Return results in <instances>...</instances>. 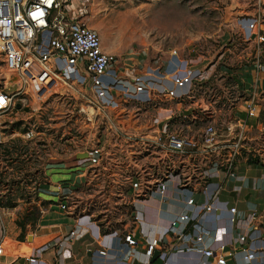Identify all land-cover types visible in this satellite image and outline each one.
<instances>
[{
    "label": "rangeland",
    "instance_id": "rangeland-1",
    "mask_svg": "<svg viewBox=\"0 0 264 264\" xmlns=\"http://www.w3.org/2000/svg\"><path fill=\"white\" fill-rule=\"evenodd\" d=\"M64 1L69 15L95 28L101 44L114 45L116 54L138 55L148 70L166 60L193 62L191 68L201 74L194 96L181 104L156 97L151 101L133 96L115 99L118 103L108 111L116 122L130 131H144L169 109L174 112L173 128L195 130L213 121L224 131L227 124H234L245 95L243 67L252 62L256 52L254 42L248 39L246 21L258 10L264 18V0L260 6L259 0ZM172 49L178 55H170ZM260 58L264 60V49ZM56 62L63 64L60 59ZM35 67L31 73L29 65L25 66L23 73L28 79L19 84L18 72L6 69L0 48V89L12 97L0 116V215L11 237L23 236L33 228L48 207V201L40 197L41 186L51 172L47 167L79 161L105 128L101 112L81 110V93L85 92L77 82L73 85L80 90H75L73 81L60 70L50 65ZM52 80L54 85L49 86ZM262 88L258 115L244 130L236 161L240 169L245 163L264 166V82ZM200 101L207 108L192 104ZM123 152L111 138L107 162L87 168L64 212L75 219L91 217L106 231H120L131 224L132 174L141 172L150 181L157 156L147 154L139 145ZM165 169L161 166V173ZM52 170L54 180L67 176L69 168Z\"/></svg>",
    "mask_w": 264,
    "mask_h": 264
},
{
    "label": "built area",
    "instance_id": "built-area-1",
    "mask_svg": "<svg viewBox=\"0 0 264 264\" xmlns=\"http://www.w3.org/2000/svg\"><path fill=\"white\" fill-rule=\"evenodd\" d=\"M66 7L64 0H0V48L6 69L18 72L19 84L27 82L28 77L23 73L25 66L29 65L31 73L34 72V65H50L52 69L60 70L69 80L77 82L85 92L81 93V110H89L90 113L94 109L98 110L102 114L100 121L105 125L79 161L71 165L59 163L47 167L51 172L47 173L48 180L42 192L55 197L50 201L55 202L60 210L66 211L76 188L85 179L87 168L107 162L111 138L125 153L133 145L142 146L147 154L156 153V171L151 174L150 181L141 172L132 174L129 184L133 206L131 224H125L122 230L112 232L117 235L121 233L127 248L125 254L128 256L129 249L138 242L133 235V228L139 221L134 202L151 193H158L181 208L173 218L168 219L164 232L174 234L177 243L185 241L187 234L184 228L191 220L190 211L198 204L196 196L207 189L209 182L215 181L218 186L200 203L201 214L214 211L216 206L213 201L223 192L233 190L238 195L245 192L241 184L236 183L241 172L236 161L242 147L244 130L258 115L260 91L263 89L264 60L260 55L264 49V18L261 12L258 10L246 21L248 39L254 42L256 52L252 62L243 67L245 95L239 102L240 110L235 112L234 124H227L224 131L213 121H208L195 130L173 128L170 121L174 112L164 109L163 115L157 118L151 128L130 131L109 114V108L118 103L115 99L133 96L140 101H151L156 97V100L168 99L181 104L194 96L195 83L201 74L193 71V62L166 60L161 66H153L148 70L146 62H140L138 55L131 57L128 53L122 56L105 51L98 31L73 18ZM170 55H178L177 50L172 49ZM58 59L63 62L60 66L56 62ZM106 78L110 80L106 81ZM86 88L90 90L89 94ZM11 100V94L0 89V116L9 108ZM192 104L202 109L207 108L203 101ZM161 166L166 168L164 173L160 171ZM56 167L69 168L68 175L51 181L52 168ZM231 178L236 181L229 187L227 183ZM171 180H175L179 188L187 190V195L182 198L171 195L168 189ZM228 211L231 224L243 229L237 233L236 238L242 258L247 262H256L252 264H263L264 244L261 250L250 247V233L263 222L264 206L244 211L235 204H230ZM84 217L86 216L76 218L73 228L48 240L43 248L60 247L68 238L79 241L86 239L88 229L79 223ZM85 219L99 226L95 219ZM198 226L199 231L193 233L194 240L203 242L208 230ZM92 239L91 244L97 252L105 255L106 247L98 239ZM158 244L159 238L155 236L145 241L144 254L147 257L153 256ZM234 245L220 242L212 247L207 244L202 248V254L205 257H215L216 264H227L228 257L237 252ZM27 260L33 262L36 257L29 256ZM64 264L81 263L76 256L69 255Z\"/></svg>",
    "mask_w": 264,
    "mask_h": 264
},
{
    "label": "crops",
    "instance_id": "crops-1",
    "mask_svg": "<svg viewBox=\"0 0 264 264\" xmlns=\"http://www.w3.org/2000/svg\"><path fill=\"white\" fill-rule=\"evenodd\" d=\"M73 9V8H70ZM103 49L115 52L116 47L103 45ZM34 68H36L34 66ZM168 82V81H167ZM72 87L80 90L77 84ZM54 85L52 80L49 86ZM90 93V90L86 88ZM83 155V153H81ZM264 166L245 163L240 169V176L236 183H240L245 192L238 195L231 190L223 192L220 197L213 201L216 208L214 211L201 214L199 206L205 198H208L210 191L217 188L215 181L209 182L207 189L196 196L197 206L190 211L191 220L184 228L186 240L176 242L175 235L164 232L168 219L173 218L181 208L169 201L168 198L151 193L135 201V210L139 215V221L133 228V235L137 239V244L129 249L130 253L126 256L125 244L121 233L115 234L112 231H101L99 226L85 218H81L79 223L86 226L88 236L79 241L75 238L64 240L60 247L43 248V245L50 239L59 234L67 233L76 225V219L66 212L60 210L57 204L45 198V185L41 186L40 197L48 201V207L43 210L37 220L36 225L29 229L23 236L11 237L6 233V226L0 215V264H64L67 256H76L81 264H216L215 257H205L202 254L204 245L212 247L220 242L233 243L237 247L234 256L228 257L227 264H252L242 258L240 247L236 242L237 233L242 232V227L238 228L229 221L228 206L235 204L239 209L248 211L260 209L264 206ZM53 174V172H52ZM59 178L64 176H58ZM52 178V177H51ZM58 178L51 179L56 181ZM236 179L231 178L227 186L235 184ZM48 185V184H47ZM197 185V184H194ZM196 187V186H195ZM169 193L175 197H184L187 190L177 186L175 180L169 181ZM200 225L205 233L203 242L194 240L193 233L198 232ZM158 237V254L154 257H147L144 254V243L151 237ZM101 241L106 247V254H99L91 244L94 240ZM250 247L263 249L264 244V219L250 233ZM35 256L36 260L31 262L27 257Z\"/></svg>",
    "mask_w": 264,
    "mask_h": 264
},
{
    "label": "water",
    "instance_id": "water-1",
    "mask_svg": "<svg viewBox=\"0 0 264 264\" xmlns=\"http://www.w3.org/2000/svg\"><path fill=\"white\" fill-rule=\"evenodd\" d=\"M157 254H158V250H156V251L154 252V254H153L152 257H154V256L157 255Z\"/></svg>",
    "mask_w": 264,
    "mask_h": 264
},
{
    "label": "snow or ice",
    "instance_id": "snow-or-ice-1",
    "mask_svg": "<svg viewBox=\"0 0 264 264\" xmlns=\"http://www.w3.org/2000/svg\"><path fill=\"white\" fill-rule=\"evenodd\" d=\"M41 15H42V13H41Z\"/></svg>",
    "mask_w": 264,
    "mask_h": 264
}]
</instances>
